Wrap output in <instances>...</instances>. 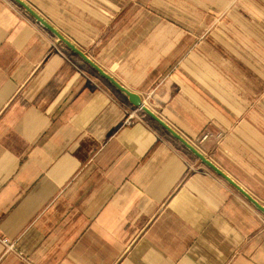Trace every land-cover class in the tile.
Here are the masks:
<instances>
[{
    "label": "crops",
    "instance_id": "0c3cea01",
    "mask_svg": "<svg viewBox=\"0 0 264 264\" xmlns=\"http://www.w3.org/2000/svg\"><path fill=\"white\" fill-rule=\"evenodd\" d=\"M24 1L264 204V0ZM0 264H264V214L0 0Z\"/></svg>",
    "mask_w": 264,
    "mask_h": 264
},
{
    "label": "water",
    "instance_id": "95a60500",
    "mask_svg": "<svg viewBox=\"0 0 264 264\" xmlns=\"http://www.w3.org/2000/svg\"><path fill=\"white\" fill-rule=\"evenodd\" d=\"M20 4L25 10L33 16L39 23H41L46 29L51 31L60 41L65 43L72 51L79 55L85 62H87L93 69H95L102 77L110 81L115 87L120 91L125 93L131 103L147 113L151 118H153L157 123L164 127L169 133L173 135L179 142H181L189 151H191L198 159L212 169L216 174L225 179L230 183L239 193H241L250 203H252L255 208L264 214V204L257 200L250 192H248L244 187H242L237 181H235L230 175L218 167L212 160L207 158L199 149H197L192 143H190L185 137H183L177 130L171 127L166 121L159 117L156 113L151 111L142 103V98L128 90L121 83H119L113 76L107 73L103 68H101L95 61H93L82 49L77 47L69 39H67L62 33H60L51 23H49L42 15H40L34 8H32L24 0H15Z\"/></svg>",
    "mask_w": 264,
    "mask_h": 264
},
{
    "label": "built area",
    "instance_id": "2783aa9c",
    "mask_svg": "<svg viewBox=\"0 0 264 264\" xmlns=\"http://www.w3.org/2000/svg\"><path fill=\"white\" fill-rule=\"evenodd\" d=\"M127 121H132V115H130L129 116V118H128V120ZM208 138V135L206 134V135H204L203 137H202V139H201V141H203V140H205V139H207Z\"/></svg>",
    "mask_w": 264,
    "mask_h": 264
}]
</instances>
